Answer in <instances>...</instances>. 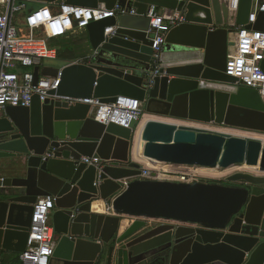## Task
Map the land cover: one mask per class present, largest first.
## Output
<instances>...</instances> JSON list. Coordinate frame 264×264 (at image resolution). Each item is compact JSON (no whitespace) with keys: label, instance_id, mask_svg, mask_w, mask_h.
<instances>
[{"label":"water","instance_id":"obj_1","mask_svg":"<svg viewBox=\"0 0 264 264\" xmlns=\"http://www.w3.org/2000/svg\"><path fill=\"white\" fill-rule=\"evenodd\" d=\"M25 1L118 10L86 27L95 56L34 68L35 83L59 78L44 102L35 95L29 107L0 111V160L21 173L2 181L0 251L26 250L34 205L53 197L51 264H264V140L153 120L136 147L137 120L106 125L95 120V106L65 100L130 97L146 114L264 134L258 91L225 73L231 35L263 29L264 13L252 22L254 0ZM151 8L185 15L166 36L157 73ZM144 161L248 166L260 175L231 174L232 185L140 180Z\"/></svg>","mask_w":264,"mask_h":264},{"label":"built area","instance_id":"obj_2","mask_svg":"<svg viewBox=\"0 0 264 264\" xmlns=\"http://www.w3.org/2000/svg\"><path fill=\"white\" fill-rule=\"evenodd\" d=\"M10 1L0 0V111L7 106L29 107L35 95L44 102L49 97V91L57 89L59 78L40 77L35 83L34 68L49 66L46 64L48 61H58V49L51 45V41L75 30L85 29L91 22L115 17L118 10V5L112 10H106L78 7L64 2L32 3L25 0H14L10 9ZM260 12L264 13V0H254L252 22H255ZM131 14H136V11L132 10ZM146 16L150 18L148 32L152 36L157 73L166 36L170 29L185 22V15L181 12L162 14L152 8ZM115 30L109 27L105 33L114 35ZM235 35V45L228 53L225 73L237 78L238 86L257 90L264 102V72L261 68L264 60V26L259 31L238 28ZM65 100L70 105L85 103L95 106V120L106 125L114 123L129 127L133 120L138 121L143 116L142 103L130 97H118L111 104H103L93 98ZM82 162L96 166L101 164L99 158H82ZM153 164V168L143 166L140 180L193 184L225 182L230 176L225 175L229 169ZM151 172L156 173L155 177L150 176ZM54 206L53 197H40L34 205L28 244L26 250L19 254L21 264H51L57 244L56 233L50 223ZM1 257L2 251L0 260Z\"/></svg>","mask_w":264,"mask_h":264},{"label":"crops","instance_id":"obj_3","mask_svg":"<svg viewBox=\"0 0 264 264\" xmlns=\"http://www.w3.org/2000/svg\"><path fill=\"white\" fill-rule=\"evenodd\" d=\"M159 12L162 14L170 13V12L163 11V10H159ZM235 37H236L235 34L231 35V40H234ZM51 45L58 49L59 59L58 61H56V64H62V66H66L67 64L76 62V61L77 62L81 60L87 61V59L90 56L95 54V52L93 51L90 45L89 37L86 32V28L81 29V30H75L73 32H70L64 37L56 38L51 41ZM231 49L232 47L230 48L229 52L231 51ZM153 120L164 122V123H173L176 125H187V126H193L197 128L211 129V125L208 126L204 124H198L195 122L172 120L170 118H166L163 116H157L155 114H146L145 111H143V116L137 121V132L141 125L148 126ZM142 134H143L142 131L138 132L139 139H141ZM142 163H143V166L146 168L154 167V164L151 161H144ZM20 174L21 173L15 172L14 170H11L9 167H6V163L0 160V191L2 190L1 179L7 178V177L19 176Z\"/></svg>","mask_w":264,"mask_h":264},{"label":"rangeland","instance_id":"obj_4","mask_svg":"<svg viewBox=\"0 0 264 264\" xmlns=\"http://www.w3.org/2000/svg\"><path fill=\"white\" fill-rule=\"evenodd\" d=\"M31 6L32 4L29 3ZM47 65H56V62H46ZM210 126V125H208ZM212 130H216L218 132H223V133H228L232 135H237V136H242V137H252V138H258L264 140V134L258 133V132H252L248 130H242V129H237V128H230V127H225V126H215L211 125ZM238 172H243V173H251L254 175H260L259 172L255 171L254 169H251V167L248 166H235L229 169L225 173H238Z\"/></svg>","mask_w":264,"mask_h":264},{"label":"trees","instance_id":"obj_5","mask_svg":"<svg viewBox=\"0 0 264 264\" xmlns=\"http://www.w3.org/2000/svg\"><path fill=\"white\" fill-rule=\"evenodd\" d=\"M217 183L225 184L228 182H225V183L217 182ZM228 184H231V183H228ZM0 264H21V261L19 259V254L2 251V257L0 260Z\"/></svg>","mask_w":264,"mask_h":264},{"label":"bare ground","instance_id":"obj_6","mask_svg":"<svg viewBox=\"0 0 264 264\" xmlns=\"http://www.w3.org/2000/svg\"><path fill=\"white\" fill-rule=\"evenodd\" d=\"M42 13H45V11L42 12ZM38 16H40V14H38ZM142 126H143V125L140 126L138 132H139V131H142L143 134H142V136H141V139H139V138H138V132H137V138H136V142H137V143H136V147H139V143H141L140 140H145V139H147V138L149 137V135L152 133V132H151V126H150V125H148V126L146 125V126H143V127H142ZM135 157L138 158V153L135 154ZM151 162H152V161H151ZM251 169H254L255 171L258 172L257 168H253V167H251ZM227 171H228V170H227ZM226 174H230V175H231V173H225V175H226Z\"/></svg>","mask_w":264,"mask_h":264},{"label":"flooded vegetation","instance_id":"obj_7","mask_svg":"<svg viewBox=\"0 0 264 264\" xmlns=\"http://www.w3.org/2000/svg\"><path fill=\"white\" fill-rule=\"evenodd\" d=\"M223 183H225V182H223ZM226 185H230V184H228V183H225ZM232 185V184H231Z\"/></svg>","mask_w":264,"mask_h":264}]
</instances>
